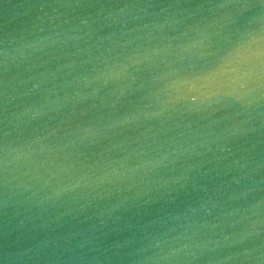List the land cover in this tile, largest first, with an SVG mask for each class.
I'll use <instances>...</instances> for the list:
<instances>
[{"label": "water", "instance_id": "obj_1", "mask_svg": "<svg viewBox=\"0 0 264 264\" xmlns=\"http://www.w3.org/2000/svg\"><path fill=\"white\" fill-rule=\"evenodd\" d=\"M0 264H264V0H0Z\"/></svg>", "mask_w": 264, "mask_h": 264}]
</instances>
